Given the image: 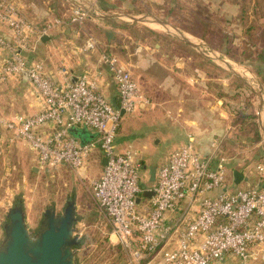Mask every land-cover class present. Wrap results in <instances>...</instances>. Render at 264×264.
I'll return each instance as SVG.
<instances>
[{
	"label": "built area",
	"instance_id": "built-area-1",
	"mask_svg": "<svg viewBox=\"0 0 264 264\" xmlns=\"http://www.w3.org/2000/svg\"><path fill=\"white\" fill-rule=\"evenodd\" d=\"M91 16L89 9L73 6L64 17L39 23L26 17L14 1L0 0V21L13 31V39L0 34V52L5 53L0 78L21 77L27 71L43 105L33 115L10 119L0 114V144L2 130L12 131L14 138L26 141L37 152L42 167L64 164L75 172L99 148L107 163L101 175L91 181L93 198L137 264H219L228 253L244 263L264 259V187L207 195L226 182L228 159L219 153L220 141L213 143L209 155L201 156L190 138L159 167L154 186L148 190L142 187L137 152L119 151L115 139L123 112L133 113L150 105L151 99L116 54L103 52L101 60L117 84V107L88 71L73 81L74 75L62 67L63 81L58 82L44 62L28 63L25 53L34 50L43 35L69 24L81 26ZM96 46V38L88 34L84 50ZM74 127L87 128L96 136L83 142L71 132ZM257 168L264 173V166ZM146 191H152V197H142L138 204L137 197ZM185 200L190 210L200 202L198 214L190 217L187 210L166 224V213ZM176 233L178 247L167 249Z\"/></svg>",
	"mask_w": 264,
	"mask_h": 264
},
{
	"label": "rangeland",
	"instance_id": "rangeland-1",
	"mask_svg": "<svg viewBox=\"0 0 264 264\" xmlns=\"http://www.w3.org/2000/svg\"><path fill=\"white\" fill-rule=\"evenodd\" d=\"M12 1L20 6L26 17L39 23L64 16V12L68 11V6L63 0ZM178 1L180 6L175 7L172 13V20L175 23L159 15L166 14L168 2ZM255 1L244 0L243 4L239 5L240 1L238 4L236 0L239 7L233 9L228 6V3L233 2L232 0H163L161 3L164 2L165 6L160 9L159 2L135 0L134 2L140 5L138 11L143 13L139 17L155 15L167 21L170 28L161 25H159L161 28H156L151 23H134L138 26L135 33L130 34L133 38H129L130 32L118 30L122 35V44L115 45V48L116 55L129 68L132 58L130 54L135 47L133 40L140 41V44L144 48L147 47L146 50L156 57L162 52L156 44L161 43L168 48L186 47L188 52L202 56V60L198 61L202 64V70L197 76L199 82L201 81L204 97L211 83L213 96L223 100L222 111L233 118L231 121L233 127L227 130L229 131L227 145L222 152L228 159L227 167L244 170L250 165L252 168L249 173L253 171L252 177L262 178L257 167L260 164L264 166V62L260 63L257 55L264 49V34L260 32L259 25H255L259 30L250 32L246 24L255 19L252 17ZM244 7H249L251 14L246 13L249 19L244 21L245 23L242 19ZM65 26L70 27L74 32H79L83 43H86V22L81 26L72 24ZM174 27L180 29L196 47L175 37L179 36V31ZM154 30L158 34L153 33ZM203 32L207 38L200 36ZM222 35L230 38L223 46L230 47L229 53L218 48L222 47V39H220ZM204 53L211 58L207 59ZM226 64L233 67L240 75L231 72ZM25 92L29 97L30 90L25 89ZM140 112L141 110L137 109L122 116L123 127L132 128L135 137L138 136L137 128L141 124ZM157 142L158 139H155L151 145L153 152L149 159V172L140 169L142 186L145 185L143 183L147 177L154 174L160 158L167 156L173 149L168 143L157 144ZM97 150L98 148L94 149L81 170L75 172L64 164L57 168L42 167L37 152L24 140H21L18 146L0 144V241L4 236L8 209L18 199L23 200L31 229L37 231L46 208L52 207L62 212L68 198L74 196L80 219L76 224L77 233L80 240L85 239L83 246L76 248L78 264H137L131 253L119 243L113 234L109 218L99 212L93 198L91 181L99 177L103 169L101 159L96 154ZM238 162L241 163L239 166Z\"/></svg>",
	"mask_w": 264,
	"mask_h": 264
},
{
	"label": "crops",
	"instance_id": "crops-1",
	"mask_svg": "<svg viewBox=\"0 0 264 264\" xmlns=\"http://www.w3.org/2000/svg\"><path fill=\"white\" fill-rule=\"evenodd\" d=\"M74 1L84 5L92 13V16L86 21V40L88 34L94 35L97 40L96 48L84 50L85 42L83 43V39L80 37L81 34L74 32L70 27L61 26L48 34L49 38L45 42L42 39L35 42L34 50L25 53L27 61L29 64L37 61L44 62L48 71L55 75L58 82L63 81L62 74L59 71L62 67L69 69L74 76L88 71L99 90L104 93L112 105L117 107L119 105L117 84L107 65L101 60L102 53L108 52L105 40L93 31L88 21H92L98 27L106 30L113 28V25L131 27L134 25L131 17H139L143 14L138 11L140 5L134 2L135 0ZM152 1L161 3L163 0ZM232 1L228 3V6L233 9L239 7V0H237L238 4L236 0ZM70 4L73 5L71 2ZM96 10L107 14L109 18L98 17L95 13ZM49 20H52V18ZM151 24L156 28H161L162 26L155 22ZM116 32L118 33L119 31L116 30ZM0 34L8 39H13L11 27L1 21ZM129 38H133L130 33ZM136 39L138 38L136 37ZM133 42L135 47L130 54L132 58L130 68H128L142 90L150 97L151 104L139 108L142 115L139 117L141 124L137 128V137L132 133V128L125 129L123 127V120L121 119L115 139L117 149L119 151L128 149L136 151L140 169L147 173L149 172V159L153 152L151 148L153 140L158 139L157 144L168 143L173 147L167 156L160 158L154 174L147 177L146 181L144 180L143 184L145 185L142 187L148 190L156 183L157 169L169 160L176 149L187 144L190 138H192L196 150L201 156L209 155L212 152L213 143L220 141L219 151L221 152L219 153L223 155L222 152L227 145L226 142L229 136V131L227 130L233 127V124H231L233 118L227 112L222 111L223 100L218 96H213L211 83L210 88L206 90V97H204L203 87L197 76L202 70V64L198 63V61L202 60V56L188 52L186 47L176 46L175 48H168L163 45L164 43H161L156 44L159 50L161 49L162 51L156 57L153 54L151 55L150 51L146 50L147 47L144 48L140 44V41L133 40ZM173 43L176 44L175 41ZM111 46L114 48L113 54H116L115 44L113 43ZM204 55L207 59H210L206 53ZM4 58L5 53L0 52V76ZM217 68L218 66L216 65V70H218ZM211 76L210 80L212 79ZM25 89L30 90L29 97ZM42 106V101L36 88L25 74L17 78L7 77L5 80L0 78L1 115L10 119L16 116L33 115L41 111ZM2 135V145L18 146L22 140L14 138V133L9 130L3 129ZM96 154L100 157L102 165L103 155L99 148ZM240 164L238 162V166ZM227 168L225 184L209 191L207 193L208 196H215L224 191H234L240 188L264 187V173L260 172L262 178L252 177L253 171L249 173L250 168H252L250 165L244 170L238 167ZM234 170H239L244 175V179L239 184L235 183ZM142 196L145 197L144 194ZM98 210L107 217V214L99 205ZM187 210L190 217L196 216L200 210V202L195 203L194 208L190 210L188 202L186 200L182 201L175 211L166 213L165 223H173L178 216ZM181 228L183 229V227ZM178 239L179 233H176L166 248H177ZM252 250H256V247H253ZM219 262V264H264V259L261 257L252 258L247 263H244L239 257L228 253Z\"/></svg>",
	"mask_w": 264,
	"mask_h": 264
},
{
	"label": "water",
	"instance_id": "water-1",
	"mask_svg": "<svg viewBox=\"0 0 264 264\" xmlns=\"http://www.w3.org/2000/svg\"><path fill=\"white\" fill-rule=\"evenodd\" d=\"M76 7L87 9L84 5L68 0ZM98 17L108 19L109 16L100 11H95ZM133 23H159L165 28L170 24L155 15L145 17H131ZM179 37L189 45L196 47L184 35L180 29ZM48 35H43L42 41L48 40ZM210 57V56H209ZM211 58V57H210ZM225 62L224 60H222ZM227 68L234 74L240 75L233 67L226 64ZM28 77V72L24 73ZM73 81L77 80L74 76ZM125 113L123 112V115ZM71 132L83 142L89 141L96 136L87 128L71 129ZM107 158L103 157L102 166L106 165ZM244 175L239 170H234L235 183L239 184ZM152 191H146L145 197L151 198ZM143 196H138L136 202L141 203ZM79 222L77 215V203L74 196L67 200L65 209L58 212L52 207L44 210L43 219L37 231H33L28 223L26 211L22 199H18L8 209L7 222L4 225V236L0 241V264H78L76 259V246L80 243V236L77 233L76 224Z\"/></svg>",
	"mask_w": 264,
	"mask_h": 264
},
{
	"label": "trees",
	"instance_id": "trees-1",
	"mask_svg": "<svg viewBox=\"0 0 264 264\" xmlns=\"http://www.w3.org/2000/svg\"><path fill=\"white\" fill-rule=\"evenodd\" d=\"M239 1H240L239 5H242L244 0H239ZM63 2H64V4L66 3L67 6H68L67 7L68 11L64 12V16H65V15L69 14V10L73 7V5H71L66 0H63ZM160 4H163V5H160ZM164 4H165L164 2L163 3H158V6H160V9L164 8V6H165ZM168 4H169L168 5V11L166 12V14H159V15L161 17H163L164 19L172 21V22L175 23V21L172 20V18H173V14L172 13L174 12V8L175 7H179L180 6L179 1L177 3L176 2H168ZM248 9H249V7L248 8H245V7L243 8V13H242L243 14L242 15L243 22L244 21H248L249 15H251L249 13ZM252 10H253V13H254V15H252V17H254L255 19H252L249 24L246 23L247 27H248V30H250V32H251V30L255 32V30H259L258 28L255 27V25H259L260 32H262L264 34V0H256ZM246 13L249 14V15H246ZM64 16L61 15L60 17H64ZM88 22H89L91 28L93 29V31L97 35H99L100 37L104 38L105 45H106V48L108 50V53H113L114 52L113 51L114 48L111 46V44H113V43L115 45H121L122 44V35L117 33L116 30H121L122 29V30H125L127 32H130V34L131 33L133 34V33H135V31L137 29V26H138V25H133L131 27H117V26L113 25V28H111L109 30H106V29H103L101 27H98V25H96L92 21H88ZM199 22L203 23V24L205 23L204 21H199ZM179 27H181V26H179ZM181 28L183 29V27H181ZM190 32L195 34V32H193L191 30H190ZM153 33L158 34L157 31H155V30L153 31ZM205 33H207V32L205 31ZM205 33L203 32L200 36H202L204 38H207V35ZM222 36L223 37L220 38V39H222V47H218V48L221 49V50H225L226 53H229L230 47H228V46L223 47V46H224L225 42H226V44L228 43V39H230V38L227 35H222ZM257 59H258V61H260V63L262 62V64H263V62H264V49L260 50V52H258ZM78 220L80 221L79 218H78ZM84 241H85V239L81 240L79 245L76 246V248L77 249L81 248L83 246V244H84L83 243Z\"/></svg>",
	"mask_w": 264,
	"mask_h": 264
}]
</instances>
